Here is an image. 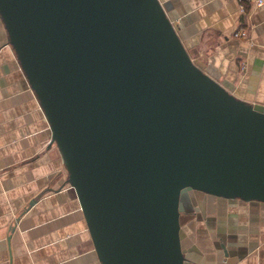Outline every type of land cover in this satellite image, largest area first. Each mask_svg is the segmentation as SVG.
I'll list each match as a JSON object with an SVG mask.
<instances>
[{"label":"water","instance_id":"1","mask_svg":"<svg viewBox=\"0 0 264 264\" xmlns=\"http://www.w3.org/2000/svg\"><path fill=\"white\" fill-rule=\"evenodd\" d=\"M0 18L100 264H186L187 192L264 204V112L193 61L160 0H0Z\"/></svg>","mask_w":264,"mask_h":264},{"label":"crops","instance_id":"2","mask_svg":"<svg viewBox=\"0 0 264 264\" xmlns=\"http://www.w3.org/2000/svg\"><path fill=\"white\" fill-rule=\"evenodd\" d=\"M160 2L193 61L264 112V0ZM241 28L246 39L234 37ZM67 178L0 18V264H100ZM202 204L182 214L186 264H264V204Z\"/></svg>","mask_w":264,"mask_h":264},{"label":"rangeland","instance_id":"3","mask_svg":"<svg viewBox=\"0 0 264 264\" xmlns=\"http://www.w3.org/2000/svg\"><path fill=\"white\" fill-rule=\"evenodd\" d=\"M202 201H223L221 199H216L214 197H209L205 194L198 192H187L182 197L181 210L182 214L187 212H198L201 209H205V205L202 204Z\"/></svg>","mask_w":264,"mask_h":264},{"label":"built area","instance_id":"4","mask_svg":"<svg viewBox=\"0 0 264 264\" xmlns=\"http://www.w3.org/2000/svg\"><path fill=\"white\" fill-rule=\"evenodd\" d=\"M263 5V2L262 1H259L258 3H257V6L258 7H261ZM241 11L243 12V13H246V8H245V6L244 5H241ZM234 37L235 38H242V39H246L247 38V32H246V30H245V28H241V29H239L237 32H235L234 33Z\"/></svg>","mask_w":264,"mask_h":264},{"label":"flooded vegetation","instance_id":"5","mask_svg":"<svg viewBox=\"0 0 264 264\" xmlns=\"http://www.w3.org/2000/svg\"><path fill=\"white\" fill-rule=\"evenodd\" d=\"M208 196V195H207ZM209 197H211V196H209ZM214 198H216V197H214ZM216 199H220V198H216ZM221 200H223V201H228V200H224V199H221Z\"/></svg>","mask_w":264,"mask_h":264}]
</instances>
